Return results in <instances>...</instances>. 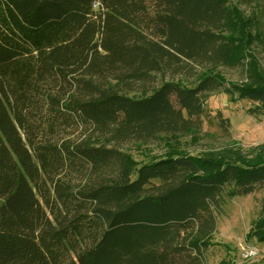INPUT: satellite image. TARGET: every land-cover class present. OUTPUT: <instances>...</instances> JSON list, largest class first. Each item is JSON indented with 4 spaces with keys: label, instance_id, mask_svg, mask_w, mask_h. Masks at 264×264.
I'll return each mask as SVG.
<instances>
[{
    "label": "trees",
    "instance_id": "1",
    "mask_svg": "<svg viewBox=\"0 0 264 264\" xmlns=\"http://www.w3.org/2000/svg\"><path fill=\"white\" fill-rule=\"evenodd\" d=\"M238 1L264 38V0ZM236 31L228 0H0V264H203L226 199L264 188V146L125 145L202 130L217 71L246 66ZM244 70L226 90L263 113Z\"/></svg>",
    "mask_w": 264,
    "mask_h": 264
},
{
    "label": "rangeland",
    "instance_id": "2",
    "mask_svg": "<svg viewBox=\"0 0 264 264\" xmlns=\"http://www.w3.org/2000/svg\"><path fill=\"white\" fill-rule=\"evenodd\" d=\"M236 11V35L240 48L246 51V66L221 68L222 86L210 93L206 100V114L202 130L194 136H187L179 141L167 143H129L126 152L138 163H148L172 150L183 147L191 153H203L209 149L224 146H241L245 149L264 146V112L253 113L251 102L246 99H235L227 92L226 87L242 84L246 81V68L260 71L264 75V38L258 39L253 28L259 10L257 4L244 5L238 0H228ZM253 35L254 38H253ZM253 39V40H252ZM218 113L227 117L231 123L230 132H226L216 118ZM264 202V188L255 193L235 195L226 199L221 211L217 213V229L209 239L208 250L203 264H259L264 262V242L248 237L251 221ZM242 245L254 246L257 256L245 258Z\"/></svg>",
    "mask_w": 264,
    "mask_h": 264
},
{
    "label": "built area",
    "instance_id": "3",
    "mask_svg": "<svg viewBox=\"0 0 264 264\" xmlns=\"http://www.w3.org/2000/svg\"><path fill=\"white\" fill-rule=\"evenodd\" d=\"M242 254H243V257H245L247 259L253 258V257L257 256L258 249L254 246L242 245Z\"/></svg>",
    "mask_w": 264,
    "mask_h": 264
}]
</instances>
